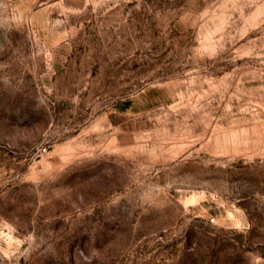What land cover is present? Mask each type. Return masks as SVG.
I'll list each match as a JSON object with an SVG mask.
<instances>
[{
    "label": "rangeland",
    "instance_id": "rangeland-1",
    "mask_svg": "<svg viewBox=\"0 0 264 264\" xmlns=\"http://www.w3.org/2000/svg\"><path fill=\"white\" fill-rule=\"evenodd\" d=\"M0 264H264V0H0Z\"/></svg>",
    "mask_w": 264,
    "mask_h": 264
},
{
    "label": "built area",
    "instance_id": "built-area-1",
    "mask_svg": "<svg viewBox=\"0 0 264 264\" xmlns=\"http://www.w3.org/2000/svg\"><path fill=\"white\" fill-rule=\"evenodd\" d=\"M209 222L210 223H213L214 222V219L213 218L209 219Z\"/></svg>",
    "mask_w": 264,
    "mask_h": 264
}]
</instances>
